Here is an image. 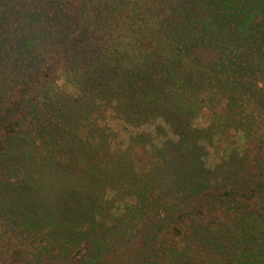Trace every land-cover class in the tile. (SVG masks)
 Masks as SVG:
<instances>
[{
  "label": "trees",
  "instance_id": "16d2710c",
  "mask_svg": "<svg viewBox=\"0 0 264 264\" xmlns=\"http://www.w3.org/2000/svg\"><path fill=\"white\" fill-rule=\"evenodd\" d=\"M157 117L171 137L126 131L120 147L125 125ZM203 141L223 150L213 166ZM5 156L33 169L0 197L9 215L19 199L31 225L62 223L76 198L92 213L81 222L99 224L95 192L108 186L102 231L152 216L130 254L138 264H264V0H0ZM69 232L48 237L51 249L15 234L0 253L106 264L101 238L96 249Z\"/></svg>",
  "mask_w": 264,
  "mask_h": 264
},
{
  "label": "rangeland",
  "instance_id": "374dc122",
  "mask_svg": "<svg viewBox=\"0 0 264 264\" xmlns=\"http://www.w3.org/2000/svg\"><path fill=\"white\" fill-rule=\"evenodd\" d=\"M75 78V77H74ZM69 79L67 82L64 83L65 85H74L75 79ZM64 80V78H61L57 83L61 84ZM252 111L254 112V109L252 108ZM95 114H98L97 111ZM193 119L194 126H200L204 125L206 120L204 118H201L198 113L195 114ZM159 121V122H158ZM161 119L155 118L154 120L147 119L144 123H135L131 127H127V125L124 126L123 131H121V146H124L127 144V133H130L132 131L134 132H146L149 136L148 141H151L153 143H159L161 135L163 136H169L171 137L172 131L169 129L168 125L163 124L165 127H162L160 129H157V124H160ZM127 131V133H126ZM77 134H79L77 132ZM205 144L204 148V154L203 159L205 160L207 166H213L214 163H216L221 156L224 154L223 150L215 149L211 145H208L206 142L203 141ZM52 145L54 147V144L52 142ZM54 148H57L54 147ZM28 150H30V153L35 150L34 147H28ZM50 151L54 152L52 148H50L47 145L41 146V143L39 142V147L37 148V153L41 152L42 154L49 155ZM34 153V152H33ZM59 157L61 159L66 160V157L62 155V153H59ZM56 159V156L52 155ZM42 160V159H41ZM40 160V162H42ZM9 160V157H0V197L2 196L4 199L6 198V194H10L11 189L14 188V185L16 182L21 181L19 178L21 173H27L24 175V180L28 181L29 173L33 171V169L29 168L28 165H24L25 163L20 162L19 165L15 166L12 164ZM56 162V161H55ZM56 164V163H55ZM52 164V165H55ZM14 165V166H13ZM39 165V164H35ZM43 165V164H42ZM49 165V164H45ZM59 165V164H57ZM74 166V165H73ZM82 169L80 168L79 171ZM39 171V170H38ZM19 173V174H18ZM18 174V175H17ZM46 180L48 178L45 177ZM46 182V181H45ZM68 182L62 181V187L65 188V185ZM52 184H50V187ZM54 186V185H53ZM88 185L86 184V187ZM49 187V188H50ZM47 188V187H45ZM7 190V191H6ZM95 190H92V192ZM90 193L89 190H87V193ZM28 194V193H27ZM95 195L97 196L98 200L100 201L101 205L103 204L105 208L103 209L102 213H97L94 217V220L99 221V224L89 226L88 223L81 222V220L87 216L91 215L92 213L88 212L87 203L83 200H80V198H76L77 200H72V202H65L68 206V208L72 212V216L69 218L67 215L65 216V220L60 222H56L57 220H52L53 223L50 225L43 224L44 222L41 220L44 217H42V214H40L39 218L40 223L39 224H33L27 223V221L24 219L26 214L29 212L27 208H25L21 202H19V199L15 201V211L14 215L5 214L7 213L6 210H4L5 204L0 203V246L6 247L5 240L8 241L11 237H14L15 234L19 237V240L17 242V245H21L24 243V239H27L28 241H31L30 237H35L37 241H42L43 243H46V248L51 249L53 247V244H48L49 241L48 237L57 239L58 234L62 235L60 238H63L66 236L65 234H69L70 230H76L79 231V233H83L82 239L88 240L90 243L94 244L93 248L99 247L98 239L101 238L105 244H107V250L104 252V257L106 260V264H138V261H136L133 257L135 255H130L135 249L136 246H138V237L142 235V231H146L148 229V221L152 216L150 214H143L139 211H134L132 213V217H130L134 225L128 226L126 228H122L124 225H126V222H124L122 225H113L108 226L109 230L102 231L104 228H106L107 224L105 223L106 215H108L109 212V206L112 204L114 200L107 201L109 197H111L112 192L110 188L107 186L104 189L99 188ZM56 197V196H53ZM118 198H121L118 196ZM44 198V196L42 197ZM68 199V197H65ZM66 199V200H67ZM113 199V197H112ZM57 200V199H55ZM65 200V201H66ZM107 201V203L105 202ZM27 203V201H26ZM100 205V206H101ZM131 213V212H130ZM128 213V214H130ZM147 216V217H146ZM146 217V218H145ZM130 219V220H131ZM61 224V225H60ZM96 226V227H95ZM77 234V232H76ZM42 235V236H41ZM79 238V239H81ZM36 240L33 241V243H36ZM130 255V257H129ZM129 257V261L128 258ZM101 259V258H100ZM11 255H7L6 253H0V264H34V262H31L27 258L21 257L18 261H10ZM57 261H65L60 259H53L51 263L49 264H62L61 262Z\"/></svg>",
  "mask_w": 264,
  "mask_h": 264
}]
</instances>
